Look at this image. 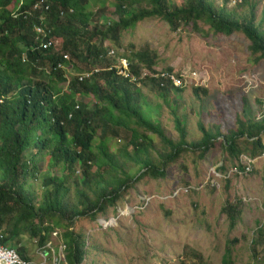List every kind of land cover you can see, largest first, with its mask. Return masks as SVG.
Listing matches in <instances>:
<instances>
[{"label": "trees", "instance_id": "1", "mask_svg": "<svg viewBox=\"0 0 264 264\" xmlns=\"http://www.w3.org/2000/svg\"><path fill=\"white\" fill-rule=\"evenodd\" d=\"M109 1L25 0L19 8V0H0V229L5 232L4 244L16 248L26 261L32 262L33 258L19 244L22 235L28 234L34 240V248L39 249L46 245L55 228H62L60 239L66 245L67 264L86 263L88 245L84 235L74 230L76 220L96 221L106 207L116 206L122 198L121 193L145 176L165 178L168 164L188 149L199 151L204 158L215 146V140L223 137V146L233 159L243 154L239 144L242 138L246 145L251 144V156L264 152V124L259 122L240 121L238 130L225 136L218 129L212 132L201 124L203 138L189 144L183 122L176 118L180 141L174 143L161 126L143 112V97L135 84L148 80L163 92L181 90L174 89L170 81L162 78L140 79L142 69L154 72L155 56L150 57L147 51L118 58V61L126 60L127 70L135 81L118 75V69L107 61V52L114 49L102 44L109 39L120 47L122 31L134 28L144 19L159 18L172 31L188 25L198 30L199 24H204L213 35L243 34L250 41L251 55L258 64L264 61V30L256 24L254 13L250 19L240 18L227 11L225 5L215 7L209 0H183L181 7L170 8L166 0H114L111 5L119 18L108 21L103 11ZM246 3L247 0H243L241 6ZM36 4L39 8L33 11ZM92 5H99V11L93 13ZM39 26L48 33L47 41L55 43L54 48L37 49L39 43L35 42L34 30ZM63 54L70 56L69 63L63 60ZM23 55L27 63L21 62ZM58 64L67 65L69 70L65 92L58 87L66 84V71L58 69ZM42 75H47L48 80L42 79ZM30 76L36 80L32 81ZM90 96L95 100L92 109L79 102L80 98ZM115 126L130 131L129 141L134 152L126 151V145L123 152L134 164L143 165L144 171L136 178H130L109 153L105 132L103 141L94 151V132L106 128L115 135ZM137 128L156 135L171 148L158 166L150 157L141 156L146 152L143 142L149 138ZM44 157L48 158L47 167H57L65 174L62 179L49 173L42 175L44 191L41 202L36 203L28 180L37 178L40 170L36 163ZM76 165L82 172L79 181L95 195L92 201L86 190L76 189L78 204L82 207L67 201L69 188L66 183L75 175ZM93 166L98 171L108 168L105 172L112 176L109 180H103L102 173L91 177ZM223 212L230 221V228L234 229L239 220L238 206L229 202ZM258 235L260 241L253 243L261 244L264 253V228ZM194 256L204 263L200 253ZM222 264H233L228 249Z\"/></svg>", "mask_w": 264, "mask_h": 264}, {"label": "rangeland", "instance_id": "2", "mask_svg": "<svg viewBox=\"0 0 264 264\" xmlns=\"http://www.w3.org/2000/svg\"><path fill=\"white\" fill-rule=\"evenodd\" d=\"M111 1L103 14L108 21H117L119 16ZM166 1L169 8L183 5V0ZM209 1L215 7L225 5L227 11L240 18L250 19L254 13L256 24L264 30V0H247L245 6H241L243 0ZM99 9V5L91 6L93 13ZM97 43L100 45L101 40ZM102 44L114 49L115 53L107 56V61L115 68L121 64V59L118 61L121 55L129 57L132 52L147 51L150 57L155 56V71L169 73L170 70V74L182 82L180 88H174L180 92L160 91L148 80L135 84L143 97V112L158 123L174 143L180 141L176 118L183 122L189 144L203 138L201 124L212 132L218 129L223 136L237 131L240 121L264 124V61L255 64L250 52L251 43L243 34L213 35L204 24H199L198 30L188 25L172 31L165 21L148 18L121 32L120 47L109 39ZM67 73L69 76V70ZM70 74L71 77L74 75L73 72ZM29 78L36 80L34 76ZM42 79L48 80L44 75ZM65 87L60 84L58 88L62 91ZM79 102L91 109L95 104L91 96L80 98ZM106 128L94 132V151L103 141L105 132L107 149L119 167H123L130 178L138 177L144 171L143 165L134 164L123 152L125 145L126 151L134 152L129 141L130 131L115 126L116 134L113 135ZM137 129L149 138L143 142L146 152L141 156L150 157L158 166L171 148L156 135ZM223 141V137L215 140V146L204 158L196 150L182 152L168 164L165 178L143 177L121 193L122 198L115 207H106L96 221L77 219L74 230L84 235L88 245L85 264H222L226 249L233 264H264L263 246L253 243L260 241L258 232L264 228V158L257 162L250 175L235 176L228 179L229 182L220 180L213 170L221 163L230 166L235 161ZM239 144L243 154L250 155L251 144L246 145L244 138ZM47 161L45 157L37 161L40 172L36 179L28 180L36 203L41 202L44 191L42 175L49 173L62 179L65 174L57 167H47ZM97 169L95 166L90 169L91 177L102 173V179L109 180L112 176L106 174L108 168L105 171ZM75 170V175L66 183L69 188L67 201L82 207L78 204L76 189L86 190L92 201L95 195L79 181L82 172L78 165ZM187 186L192 187L189 193L171 197L174 190ZM148 197H152L150 203L145 201ZM229 202L236 204L240 212L234 229L230 228V221L223 212ZM111 219L116 222L108 224ZM102 220L108 226H100ZM55 232L56 240H61L63 229L55 228ZM50 239L54 240L52 233ZM19 244L33 258V263L43 264L34 248V240L28 234L19 238ZM197 252L204 263L194 256Z\"/></svg>", "mask_w": 264, "mask_h": 264}, {"label": "built area", "instance_id": "3", "mask_svg": "<svg viewBox=\"0 0 264 264\" xmlns=\"http://www.w3.org/2000/svg\"><path fill=\"white\" fill-rule=\"evenodd\" d=\"M23 4H24V1H20L19 6L21 7ZM38 8H39V5L36 4L33 7V11L37 10ZM45 10L47 11L48 9L46 8ZM35 31H36V41H42L43 39L47 37V33L41 27H36ZM52 46H54V43L52 41H50L47 44L42 45L44 50H48ZM114 53L115 52L113 50H109V52H107L108 56ZM63 59L66 62H70V57L68 55L64 56ZM57 68L62 69L63 71H66V72L68 71L66 66H64L63 64H58ZM117 69H118V72H117L118 75L124 78L130 77L131 81H135V78H133L132 75L129 74L127 70L128 66H127V62L125 59H121V64L119 68ZM147 76L156 78V79L162 78L164 80H168L171 82L174 88H180L182 86V82L179 80V78H175V76L169 73H166V72H157L155 70L154 72H151L146 69H142L140 73V79L145 78ZM65 77L67 79L66 82L68 84L69 82L68 73H66ZM80 80H82V77L80 78ZM263 158H264V152L261 155L256 156V157H253L248 154H241L239 158L238 159L236 158L235 161L230 166H225V164L221 163L219 166H217L213 170V174L220 180H228L235 176L237 177L247 176V175H250L254 171V167L257 164V162ZM223 167L226 168L225 171L221 170V168ZM218 169H219V172H217ZM191 189H192L191 186L179 187L173 191L171 197L174 198V197H178L181 194L189 193ZM151 200H152V197L145 198V201L147 203H150ZM102 222L106 223V221H103V220ZM111 222H116V219H111L108 222V224H110ZM99 225L104 227L103 224H101V221L99 222ZM52 236L54 237V240H56L57 238L55 237H57V232L55 231L52 232ZM54 240H51V239L48 240V242L46 243L44 247L36 250L39 257L42 260L41 262H43V264H67L66 245L61 240H56L57 242L54 243L55 242ZM4 241H5V232L2 229H0V264H35L31 261H26L22 259L19 256L16 248L6 246L4 244ZM83 264H85V262Z\"/></svg>", "mask_w": 264, "mask_h": 264}, {"label": "clouds", "instance_id": "4", "mask_svg": "<svg viewBox=\"0 0 264 264\" xmlns=\"http://www.w3.org/2000/svg\"><path fill=\"white\" fill-rule=\"evenodd\" d=\"M22 1H25V0H22ZM19 4H20V2H19ZM22 7V6H21ZM19 8H20V6H19ZM42 21V19L39 21V22H41ZM40 27V26H39ZM35 31V30H34ZM45 31V30H44ZM36 32V31H35ZM47 33V32H46ZM47 39H48V33H47V37L45 38V39H43L42 41H36V39H35V42L36 43H39V47L37 48L38 50H42V51H48V50H50V49H52V48H54V46H52L50 49H48V50H44L43 49V47H42V45L43 44H47V43H49L48 41H47ZM53 42V41H52ZM57 42V44L58 43H60V41H56ZM55 44V43H54ZM64 56H67V54H63ZM62 55V56H63ZM108 55V54H107ZM64 56H63V58H64ZM69 56V55H68ZM70 57V56H69ZM64 60V59H63ZM21 62L22 63H27V60H26V57L23 55L22 57H21ZM66 62V61H65ZM66 63H69V62H66ZM64 66H66L67 67V65H65L64 64ZM67 73V72H66ZM44 76H47V75H44ZM65 89L63 90L64 92L68 89V84H67V82H66V84H65Z\"/></svg>", "mask_w": 264, "mask_h": 264}, {"label": "bare ground", "instance_id": "5", "mask_svg": "<svg viewBox=\"0 0 264 264\" xmlns=\"http://www.w3.org/2000/svg\"><path fill=\"white\" fill-rule=\"evenodd\" d=\"M101 224H103V226H104V225H105V226H108L107 222H106V223L101 222ZM110 224H111V223H110Z\"/></svg>", "mask_w": 264, "mask_h": 264}]
</instances>
